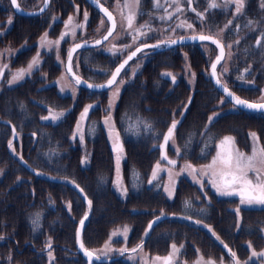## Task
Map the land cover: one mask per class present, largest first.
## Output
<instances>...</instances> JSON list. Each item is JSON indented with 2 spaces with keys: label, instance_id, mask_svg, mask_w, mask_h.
Segmentation results:
<instances>
[{
  "label": "trees",
  "instance_id": "1",
  "mask_svg": "<svg viewBox=\"0 0 264 264\" xmlns=\"http://www.w3.org/2000/svg\"><path fill=\"white\" fill-rule=\"evenodd\" d=\"M180 52V49L139 52L124 69L126 73L132 71V77L120 95L114 122L124 149L122 173L127 190L125 197L118 195L112 186L113 154L101 125L105 90L82 88L72 109L56 123L45 121L42 117L48 108L66 107L72 99L67 94H60L54 84L45 91L39 90L34 87L38 80L30 77L29 84L28 81L22 84L18 94L34 93L37 103L30 104L21 98L4 99L5 104L0 107L2 115L10 119L22 134L19 135L21 147L13 151L9 141L15 143L18 137L13 140L9 128L0 123V237H3L0 239V264H47L50 261L43 255L42 248L49 238L55 257L51 264H87L81 255L69 249L75 246L77 223L86 212L88 217L82 232L86 247L99 246L110 229L122 225L133 227V241L145 218L141 211L150 207L149 201L157 194L156 185L149 187L147 184L150 168L160 158L157 146L180 108L182 96L187 95L179 87L170 85L171 77L161 75L172 72L176 79L184 78L180 73L184 64L179 67L177 63L186 59ZM185 53L187 58L189 55L194 57L190 51ZM135 60L139 61L133 67L136 70L131 67ZM52 62L53 81L58 64L53 58ZM118 62L117 55H109L99 46L85 47L78 52L79 73L89 81L104 80ZM260 62L264 61L260 59ZM197 69V80H209L208 75ZM210 88L212 90L208 91L200 86L195 95L215 97L218 91L212 85ZM9 93L12 98L15 96V92ZM86 100L96 101V104H92L84 122L83 136L90 155L89 162L83 166L80 163L82 149L71 140V133L77 112ZM216 104V101H198L196 105L199 109L187 112V126H184L187 132L183 137L191 144L201 145L195 151L193 148L184 149L183 157L209 156L214 142L227 135L220 133L219 128L233 126L238 120L236 117L219 120L209 129L210 140L202 139L206 137L203 134L197 141L203 117ZM21 157L37 171L36 174L22 165ZM52 176L59 180H51ZM71 182L79 185L87 199L92 201L90 210L88 203L70 185ZM37 214L38 226L32 223ZM63 245L67 248L62 249ZM114 262L136 264L126 261L124 255L110 264Z\"/></svg>",
  "mask_w": 264,
  "mask_h": 264
},
{
  "label": "flooded vegetation",
  "instance_id": "2",
  "mask_svg": "<svg viewBox=\"0 0 264 264\" xmlns=\"http://www.w3.org/2000/svg\"><path fill=\"white\" fill-rule=\"evenodd\" d=\"M51 1L52 0L48 1L47 7L39 14H21L15 11L11 0L0 1V107L2 104H5L4 99L7 97L9 100L21 98L30 104L37 103L38 99L34 93H25L21 96L18 94L20 92L19 87L25 84L30 77L38 80L37 84H34V87L39 90L44 89L45 91L53 84L52 71L54 69V63L52 62V45L45 44L41 46V37L47 32L48 40L55 41L60 38L61 33L67 31L64 27L65 22L63 19L68 14L69 6L67 5L70 0H55V5L53 4L54 8L52 6L53 9L51 8ZM162 1L163 0H159V5L163 4ZM184 1H187L185 6L193 12L192 9L196 10L197 7L204 6L207 0H192L191 4L188 3V0ZM17 2L24 10L31 11L40 8L44 0L38 8L30 7L27 3L20 2L19 0H17ZM84 2L90 6V12L93 11L97 13L98 11L105 17L103 13L91 6L86 0H84ZM150 4L152 5V0H143L140 5L143 7L142 10L147 12L152 9ZM103 5L105 4L103 3ZM262 5H264V0H244V8L240 14L235 12L234 4L229 3V5L226 6L222 5L225 8L230 7L229 10H231V14L235 13L232 23L229 24L225 30V36L232 40L239 37V44L234 48V57L232 58L234 62L233 69L237 79L235 80L234 77L232 79L227 78V81L224 79L221 80L223 84L227 85L231 92L235 93V95L239 96L241 99L256 103L264 102V100L258 99L260 98L259 91L264 87V62H260V59L264 61V40H262L260 45L256 43V41L261 39L262 35H264V7H262ZM106 7L112 12L108 6ZM52 12H58V18L53 19L54 13ZM220 13H222L221 9L216 10V14L219 15ZM9 19H11V23L8 22ZM202 19L204 20L203 23L206 29L210 31L212 30L210 28L216 26V20L219 18L212 13H204ZM249 21H253V24L249 25ZM201 25L203 24L201 23ZM195 34H209L217 37L211 32L179 34L178 37ZM66 37L67 36L60 41L59 45L55 44L56 50L66 49V46H64ZM84 40L90 39L81 38L77 41ZM162 40H170V38L159 39L158 41ZM158 41L156 40L155 42ZM206 43H208L212 49H217L214 44L207 41H189L172 47H164V45H161L160 47H149L144 50L145 52L154 53L163 50L180 49L183 52L190 51V53L193 54L202 48L201 45ZM189 47L193 50L189 49ZM81 49L76 51V53ZM37 53H39L40 63L33 68L31 73L26 74L23 79L9 84L8 81L12 79V75L20 68H27L28 63L33 57L37 56ZM225 55L226 47L222 60H224ZM5 65L7 67H5ZM127 66L128 65H126L125 68ZM245 69H247V71H245ZM58 70L59 67L54 79L58 74ZM241 76L243 80L239 79ZM208 77L209 80H197L193 78L188 80V84L187 81L183 79H176L175 82L171 80L170 85L172 87H179L180 90L186 92L185 94L187 95L184 94L185 96H182V104L164 133V135L167 134L168 128L171 126L172 122L174 120L177 121V126L174 130V143L170 144L169 142L162 149L160 145L164 143L163 135L162 140L157 146L160 152V158L154 161L150 168L147 184L149 187L156 185L157 194L154 199L149 201L150 207H146L141 211L145 216L141 229L139 233L135 235L133 241V232H130L127 244L132 245V242L134 244L138 242V246L143 242V246L140 248L143 252H146L147 255H156L159 257L168 256L169 253L172 252L173 244L178 248L180 245H183L176 254L175 264H196L201 257H203L204 261L211 259L215 261V264H221V258L223 259V264H235L229 249L236 253L241 264L245 261H247L248 264H264V258L259 256L252 257V259L249 260L253 250L257 253L264 250V206L240 205L238 196L220 195L213 187L209 177L207 175H200L199 172L196 174V180L193 179L192 175L186 172L175 175V173L180 172L181 164L191 163L194 167H197L198 165H204L210 160V155L206 158L183 157L182 151L184 149L193 148L195 151L201 145L199 143L191 144L183 137L187 132L184 128V126H187V112L192 109H199L196 105L198 101L199 103L205 100L209 102L216 101L218 103V100L222 97L226 103H231L235 106V104L215 86L210 78V73ZM211 85L218 91L215 97L211 95H195L196 91H200L198 87L203 86L209 91L212 90L210 88ZM250 89L253 91H247ZM9 91L15 92L13 98ZM34 91L35 89H33V92ZM190 98L191 102L189 103ZM211 108L214 109H211L208 112L209 114L203 117L204 120L202 121L201 129L198 130L199 136L197 141L203 134H206V137L204 136L205 138L202 137V139L210 140L211 132L209 129L214 123L228 117H236L238 120L233 126H221V128H219L220 133H226L234 137L235 146H239L241 149L244 145L243 136H246L247 142V138L250 134L249 131L255 132L256 134L264 131V111L247 110L240 106H235V109L231 110L218 111L220 107H218L217 104L215 107L211 106ZM2 111L3 110L0 109V123L9 128V132H11L12 136L13 128L15 129L16 135L13 136V140H16L18 137L16 140L17 142L14 143L15 149H17L21 147L19 135L22 133L18 131L17 127L10 119L2 115ZM212 113L217 115L209 122V117ZM219 141L220 140L214 142L211 153L214 152L215 149H218L217 145ZM251 144L255 145V147L257 145L254 143ZM258 144L259 146H264V143L259 142ZM176 149H179V152H177ZM162 154H166L168 159H162ZM172 159L176 160L177 163L175 165L168 164V160ZM157 162L160 163V167L162 166L165 168L159 170L157 178L149 184L148 181L152 179V172ZM169 169L173 172L172 181H174V187L170 183ZM250 178L254 179V176L250 174ZM197 180H199L200 183H197ZM166 186L172 191L171 197L165 191ZM186 201L188 202L187 206L185 203ZM237 207L240 208L238 215L235 211ZM162 212L164 215H161ZM159 216L164 217L155 222L151 229H148L150 221ZM197 221H199V223H197ZM131 229H133V227ZM146 230H148L147 234H145ZM213 233H215V235H213ZM217 237H219V239H217ZM225 245H227V248ZM249 245H251V247H249ZM137 246L134 248H137ZM61 248L66 249L67 247L63 245Z\"/></svg>",
  "mask_w": 264,
  "mask_h": 264
},
{
  "label": "rangeland",
  "instance_id": "3",
  "mask_svg": "<svg viewBox=\"0 0 264 264\" xmlns=\"http://www.w3.org/2000/svg\"><path fill=\"white\" fill-rule=\"evenodd\" d=\"M19 1L27 3L30 7H36V8L40 7L42 2H43V0H19ZM100 1H102L106 6H108L112 10L114 17H115V21H116V28H115V31L113 32V34L102 45L99 46V49H101V51H103L109 55H117V58L120 61L128 53H130L135 47L144 45L146 43H151V42L154 43L156 40L158 41L159 39L161 40L164 38L165 39L170 38V40H172L173 38L178 37L179 34L184 35V34L193 33V32H200V33H206V32L210 33L211 32L213 35L217 36L226 47L225 58L217 66V73H218L219 78L222 80L224 79L226 81H227V78L232 79L235 77V80L237 79L236 73L233 69L234 62L232 61V58L234 57V48L237 47L239 44L238 43L239 37L232 40V39H229L225 36V30L229 26L228 22L229 21L232 22L234 19V16H235V13L231 14V12H230L231 10H229L230 7L225 8L222 6V5H225V1L215 0L216 3L221 5V7L220 8H214V9H208V4H209L210 0H207L206 4L204 6L197 7L196 10L193 12L190 11L187 8V6H185V3L187 1L185 2L184 0H179V5H177L175 0H163L162 1L163 4L159 5V7L154 6L155 2L152 0V5L150 4L152 9L150 11H147V12H144L142 10L143 7L140 5L143 0H140L139 5H137L135 3V0H100ZM51 2H52L51 8H52V6L54 8L55 0H52ZM126 3L130 4V7H125ZM227 5H229V4H227ZM67 6H69L68 7L69 11H68V14L64 17L63 21L66 22L68 20V17L72 16L73 17V24H84V27H82V28L77 27L75 29V35H73L72 31L70 30L71 25L69 26V29H67V31H66L68 34L66 35L67 36L66 37V43L64 45V46H66L65 50H59V49L56 50L55 44H52L53 61L55 63H57L58 67H59L58 74H57L56 78L52 81V83L57 87V91L60 94L69 95L72 99V102L66 107H63V108H52V107H50V108H48V110L49 109H54L55 111L64 110V115H66L72 109L73 105L75 104L74 102H75L76 98L78 97V95L82 89L79 85H77L71 79V77L68 75V73L66 72V70L64 68L65 59L67 57L70 46L73 45L75 42H77V40H79L81 38L90 39L88 41L94 40V39L102 36L108 28L107 19L104 16H102V14H100L96 9L95 10L97 11V13H94L93 11L90 12V8H89L90 6L87 3H85L84 0H70L69 4ZM177 6H179L181 8V11H179V12L176 11ZM206 9H207V12H206ZM219 9L222 10V13H220L218 15V14H216V10H219ZM144 10H145V8H144ZM85 12L88 13L87 21L84 20V13ZM52 13H54V12H52ZM132 13H135V19L133 21L132 28L129 29L128 24H127V17H128V15H130ZM168 13H172L171 18L167 17ZM197 13H205V14L206 13L207 14L212 13L214 16H218L219 19L216 20L217 21L215 23L216 26L213 28H210L212 30L208 31L206 29L204 23H203L204 20L201 17H199L197 15ZM160 17H165V19H160ZM52 18L53 19L58 18V12L57 13L55 12ZM102 20L104 22L103 25H101ZM182 21H186L187 23L192 24L194 27L193 28H188L186 26L185 27H178L177 25H179ZM219 22H222V23H219ZM201 23L203 25H201ZM142 25H146V26L141 27ZM225 25H228V26L225 28ZM64 27H65V24H64ZM136 29H139L141 32L146 33V34L145 35H138V33L136 32ZM222 29H223V31H221ZM134 37H138V38H136L134 41V39H133ZM52 41H54V40H52ZM113 45H115L116 48L118 49L115 52V54L113 52L109 51V49H111L113 47ZM125 45H128V47H124ZM227 45H231V48H228ZM201 47L202 48L197 50V52L193 53L194 57H193V55H189V58H187L185 61L180 60V61H182V63H180V62L177 63V64H179V67H180V65L184 64L183 69L181 70L180 73L184 77L183 80L187 81V84H188V80H191V79L196 77L197 67L200 70V72L203 73V75H205V76L208 75L210 65L218 54L217 49L216 50L212 49V47L208 43L201 45ZM144 52H145V50L140 51L141 54ZM180 53H182L184 56L186 55V53L183 51H181ZM77 58H78V53H76L74 58H73L72 66H73L74 70L82 78H84L79 73V69L77 66ZM190 59H193V60H191L192 65L190 64ZM144 60H145V58H144ZM137 62H139V61L135 60L134 63L131 64V67L133 68L135 65H137ZM141 62H144V61H141ZM195 63H196V65H195ZM225 68L228 69L227 72H224ZM131 72L126 73L123 70V72L117 78V83L115 85H113L111 88H107L105 90V101L102 103L103 110H102V116H101V125L103 127V131H104L106 140H107L109 147L112 151L113 162H114V173H113L112 186H113V189L116 191V193L118 195H120L121 197H125V195L127 193L125 191H122V189H126L124 179H123V173H122V160L124 158V149H123L122 153H118V152L114 151V149H113V143L115 142V134L118 133L117 127H116L115 122H114V112H115L116 107L119 103V98H120V95L123 91L125 84L129 80V78L132 77V76H130ZM110 73L107 75V77L104 80H106L109 77ZM192 73H195V77L192 76ZM104 80H102V81H104ZM120 80H123L124 83L120 84L119 83ZM102 81H100V82H102ZM117 88L119 89V94L114 95ZM62 89H63V91H62ZM247 91H253V90L250 89ZM259 92H260V96H259L260 98H258V99H261L262 97H264V87L261 88V91H259ZM110 100L113 101L111 108H109ZM222 100L224 101L223 97L218 100L217 106L220 107V109L218 111L235 109V106L231 103H226V101L221 103ZM94 103L96 104V101L90 102L89 100H86L83 103V105L81 106V108L77 112V115H76V118H75V121L73 124V128H72V133H71V140L74 143L79 144L81 149H82V155L80 158V163L83 166H85L89 162L90 152L85 147L84 139H83V142H81L80 134L77 133L75 138H73V134L76 132L77 122L80 120L81 113L83 112L85 106L92 105V104L94 105ZM48 110H47V113L45 114L44 117L49 115ZM109 113L111 114L110 124H114V129H113V133H112L111 138L109 135V125L104 124V118L106 116H108ZM213 114L214 113H212L210 115V117H212ZM64 115L60 119L55 120V121H53L51 119H47V120L44 119V120L51 122V123H56V122L62 120ZM85 119L81 122L82 131H83ZM249 132L252 133L251 131H249ZM257 137L259 139L254 140L253 137L249 134V137L247 138V142H246V136H243V144H244L243 148L241 149L239 146H235V147L237 149H239L241 152H244V153L250 155L253 147H255V145H253L251 143L257 144L256 145L257 148L262 147V146H259L258 143L259 142L264 143V131L259 132L257 134ZM12 138H13V136H12ZM169 142H170V144L173 143L172 140H170ZM119 144L122 145L120 135H119ZM12 145H13V147L11 149H13V148L15 149L14 143H12ZM172 146H173V144H172ZM122 147H123V145H122ZM217 151H218V149H215V151L210 154V157H209L210 160L207 163H205L204 165H207L211 162L212 158L216 155ZM117 155L121 156L120 163H119V171H117V163H116ZM85 158H86V162L82 163V161H85ZM184 165L185 164H181L180 169L183 168ZM201 166H203V165H201ZM201 166L198 165L196 168L200 169ZM160 168L162 170L165 167L161 166ZM183 173H185V172H183ZM186 173H188V172H186ZM207 176L209 177L210 180L213 179V177L211 175H207ZM77 225H78V223H77ZM124 226L125 225L115 226L112 229H110L109 234L104 238V240L99 244V246H93L90 248H88L86 246L85 247L90 249L91 251H94L96 253V255L99 257H115V259H116V258H119L120 256L124 255V259L126 261L133 262L136 264H163V260H156L155 259L157 257L156 255H149V254L147 255L146 252H143L142 249H140V248H137L136 252H132L131 249H133L135 246H137L138 242L135 244L132 242V245L127 244V239H128L129 234L131 232V228H130L131 226L129 227L128 225H126L129 229L126 236L123 233ZM116 230H120L119 233L115 236L112 235V233ZM48 241L49 240L44 242L42 249L45 252L43 255L48 259V261H50L47 264H51L52 261H54V259H55L54 248L51 247L50 249H46V245L48 244ZM106 244L108 245L107 248L105 247ZM75 248H76V246H74V248H69V249L71 250V249H75ZM121 249H128V251L121 252L120 251ZM49 251H51V254H52L51 257L49 256ZM72 252L75 254H79L75 251H72ZM8 259H9V257H8ZM115 259H113V260H115ZM110 262L111 261L106 262V263H99V264H110ZM113 264H116V263L114 262Z\"/></svg>",
  "mask_w": 264,
  "mask_h": 264
},
{
  "label": "snow or ice",
  "instance_id": "4",
  "mask_svg": "<svg viewBox=\"0 0 264 264\" xmlns=\"http://www.w3.org/2000/svg\"><path fill=\"white\" fill-rule=\"evenodd\" d=\"M45 2H47V0H45ZM140 0H135V3L137 5H139ZM155 5L157 7H159V0H154ZM175 2L177 3V5H179V0H175ZM192 0H188V3L191 4ZM11 3L13 5L14 8L19 10V4L17 2V0H11ZM229 3H232L235 5V12L237 14H240L244 8V0H225V6ZM102 7V6H101ZM125 7H130V4L126 3ZM221 5L216 3L215 0H210L209 4H208V9H214V8H220ZM262 7H264V5H262ZM102 10L104 11V13L106 14L108 20L112 21V27H110L108 29V34L106 36L103 37L104 40H107L109 38V36H111L113 34V31L116 27V22L113 18V15L111 12H109V10L107 8H102ZM193 11H195V9H192ZM176 11L179 12L181 11V8L179 6H177ZM207 11V9H206ZM197 15L201 18H203L204 13H197ZM172 13H168L167 17L171 18ZM88 19V13L85 12L84 13V20L87 21ZM135 19V13H132L130 15H128L127 17V24H128V28L131 29L133 26V21ZM160 19H165V17H160ZM9 23H11V19H9L8 21ZM103 20L101 21V25H103ZM229 24H231L232 22L229 21ZM249 25L253 24V21H249L248 22ZM71 25V31L72 34L75 35V29L77 27H84V24H73V17L69 16L68 20L65 22V28L69 29V26ZM146 25H142L141 27H145ZM178 27H188V28H193L194 26L190 23H187L186 21H182L179 25H177ZM228 25H225V28ZM239 27V26H237ZM223 31V29L221 30ZM136 32L138 33V35H145L146 33L141 32L139 29H136ZM67 32H63L61 33V36L59 39L55 40V41H51L48 40L47 36V32H45L43 34V36L41 37V46H44L45 44L47 45H52V44H56L59 45L60 40L64 39V37L67 35ZM138 37H134V41L135 39ZM184 37H181L180 40H183ZM191 39H199L200 41H209L211 40L213 43L217 44V46L220 48V54L217 55L216 60L214 63H212L211 65V75L216 78V84L218 86H221L223 88L224 93L226 94L227 97L231 98V101H234L235 106H242L245 107L247 109H252V110H264V103H256V102H249L247 100L241 99L239 96L235 95V93L231 92L230 89L227 87L226 84H223L222 80L218 77L217 75V64L220 63V61L223 59L224 54H225V46L223 44H221V42L217 39H215L213 36L211 35H204V34H199L198 36H192ZM262 40H264V35H262L261 39H258L256 41L257 45H260L262 43ZM87 43V42H85ZM95 43L97 45L101 44L100 40L95 41ZM178 43V40H166V41H160L158 42L156 45H143L144 48L147 47H160L161 45L164 44H176ZM82 47L81 44H75L73 48L69 49L68 52V65H67V71L69 73L72 72V64H71V60H72V54L73 52L76 51V49ZM124 47H128V45H125ZM228 48H231V45H227ZM118 49L116 48L115 45H113V47L111 49H109V51L113 52L115 54V52ZM142 51L141 47H137L136 50L134 52H132L127 59H125L123 61V63H121L116 69L115 71L112 72L111 74V78L109 80H107V82L105 84H97V85H93V84H87L86 81H82L80 77L75 76V74L73 73V75L75 76V82L76 84H80V83H86L87 87L89 88H104V87H108L111 88L113 85H115L117 83V78L120 75L121 71L125 68V66L128 64V61L131 60L136 53ZM185 59H187V56L185 55ZM40 63L39 61V53H37L36 57H33L32 60L28 63L27 68H20L18 69L13 75H12V79L10 81H8L9 84L15 83L21 79H23L25 77L26 74H30L31 71L33 70V68L35 66H37ZM5 67H7L5 65ZM139 67V66H138ZM228 69L225 68L224 72H227ZM245 71H247V69H245ZM161 75L163 76H168L171 77L172 81L175 82L176 77L175 75H173L171 72H164ZM192 76L195 77V73H192ZM239 79L243 80V77H239ZM120 84H123L124 81L120 80L119 81ZM63 91V89H62ZM119 94V89L117 88L116 92L114 93V95H118ZM262 100H264V97L261 98ZM191 102V98L189 99V103ZM224 101L222 100L221 103H223ZM112 103L113 101L110 100L109 102V108L112 107ZM93 105H87L85 106L83 112L81 113V117L80 120L77 122V128H76V132L73 134V138H75L76 134L79 133L80 134V140L81 142H83V131L81 128V122L87 117L88 111L90 108H92ZM49 115L46 117H42V119H51L53 121L60 119L63 115H64V110L61 111H55L54 109H49ZM217 114H213L212 117H209V122H211L214 118V116ZM111 122V114L109 113L108 116H106L104 118V124L105 125H109V135L110 138L112 137V133H113V129H114V124H110ZM177 126V121H173L171 126L168 128V132L167 134L164 135L163 140L164 143L162 145H160V147L163 149L170 140L173 141L174 143V130ZM145 127H151L150 125H145ZM250 135L253 137L254 140H258L259 138L257 137V134L255 132L250 133ZM9 147L12 148V141H9ZM218 151L216 153V155L212 158L211 162L207 165H203L201 166L200 169H197L196 167H194L191 163H186L184 165L183 168L180 169V172L175 173V175H179L182 172H188L190 175L193 176V179L196 180V174L199 172L200 175H211L213 177V179L211 180V183L213 185V187L216 189V191L220 194V195H224V196H233L236 195L239 197L240 200V205H246V206H253V205H260V206H264V146L262 147H253L252 152L250 155L241 152L239 149H237L235 147V139L234 137L230 136V135H225L222 137V139H220L218 145ZM113 149L114 151L118 152V153H122L123 152V147L122 145L119 144V133L115 134V142L113 143ZM13 151H15V149L13 148ZM177 152H179V149H176ZM22 159V157H21ZM120 159L121 156L117 155L116 158V163H117V171H119V163H120ZM162 159H168L166 154H162ZM86 162V158L85 161ZM177 162L176 160L172 159V160H168V164L170 165H175ZM161 170L160 168V163L157 162L155 168L153 169L152 172V179H150L148 181L149 184L152 183L153 180H155L157 178L158 175V171ZM39 174V173H38ZM250 174H252L254 176L253 178H250ZM172 176H173V172L171 170H169V179H170V183L173 185L174 187V181H172ZM19 179V178H17ZM75 183V182H73ZM197 183H200L199 180H197ZM77 188H79V185H76ZM122 191L126 192V189H122ZM165 191L168 193V195L171 197L172 196V191L169 190V188L166 186L165 187ZM80 192L83 193V189L80 188ZM87 198V197H85ZM186 206L188 205V202L186 201ZM92 206V201L88 200V207L89 210L91 209ZM71 207V205L69 204V208ZM236 213L237 215L239 214L240 208L237 207L236 208ZM161 215H164V213L162 212ZM88 217V213L86 212L84 215V218H82L80 220V225L81 228L83 227L85 220ZM157 219H160V217H157ZM38 221H39V214H37L36 218L32 221V223L34 225L38 226ZM153 222H150L148 225V229L152 228ZM197 223H199V221H197ZM128 227L125 225L123 228V233L126 236L127 232H128ZM120 230H116L112 233V235H117L119 233ZM146 230V233L147 234ZM213 235H215V233H213ZM80 236V231H77V237L79 238ZM0 239H3V237H0ZM217 239H219V237H217ZM143 246V242H141L140 245L137 246V248H142ZM47 248H51V239L49 238L48 244L46 245ZM105 247L107 248L108 245L106 244ZM183 245H180V247L178 248L175 244L172 245V252L169 253L168 256L166 257H159L157 256L155 259L156 260H163L164 264H175V258H176V254L180 251V248H182ZM225 247L227 248V245H225ZM249 247H251V245H249ZM80 248L84 251L85 256L88 257L89 262L92 261L93 258L95 259H99L100 257L96 255V253L94 251H91L89 249H87L84 246L83 241H80ZM137 248H133L131 249L132 252H136ZM110 250V249H109ZM121 252L124 251H128V249H121ZM229 252L233 258V261L235 262V264H241V261L237 258L236 253L232 252L229 249ZM51 251H49V256L51 257ZM262 257L264 258V250H262L261 252L257 253L255 250L252 251L251 256L249 257V260L252 259V257ZM196 264H215V261L209 259L207 261H204L203 257H201ZM221 264H223V259L221 258ZM243 264H248L247 261L243 262Z\"/></svg>",
  "mask_w": 264,
  "mask_h": 264
},
{
  "label": "water",
  "instance_id": "5",
  "mask_svg": "<svg viewBox=\"0 0 264 264\" xmlns=\"http://www.w3.org/2000/svg\"><path fill=\"white\" fill-rule=\"evenodd\" d=\"M48 1L49 0H47V2H45V0H44V3H43V5L40 7V8H38L37 10H31V11H27V10H24L21 6L19 7V10L18 9H16V8H14L15 9V11H17V12H19V13H21V14H39V13H41L42 11H44V9L47 7V4H48ZM89 4H91V6H93V7H95L96 9H98L101 13H103L104 15H105V17L107 18V16H106V14L104 13V11L102 10V8H107L105 5H103V3L101 2V1H99V0H86ZM102 6V7H101ZM108 9V8H107ZM109 10V9H108ZM109 12H111L110 10H109ZM112 13V12H111ZM112 15H113V13H112ZM113 18H114V20H115V17H114V15H113ZM107 21H108V28H107V30H106V32L102 35V36H100V37H98V38H96V39H94V40H91V41H88V40H84V41H77V42H75L73 45H71L70 46V48L69 49H71V48H73L74 47V45L75 44H81L82 45V47H80V48H78V49H76V51H78L79 49H81V48H84V47H95V46H99V45H101V44H103L106 40H104L103 39V37L104 36H106L107 34H108V29L110 28V27H112V21H110V20H108V18H107ZM116 22V21H115ZM116 28V27H115ZM114 31H115V29H114ZM113 31V32H114ZM199 34H195V35H187V36H181V37H184V39L183 40H180V38L181 37H176V38H174V39H172V40H178V43H176V44H171V45H169V44H164V47H172V46H174V45H178V44H180V43H186V42H189V41H200L199 39H191V37L192 36H198ZM204 35H209V34H204ZM212 36V35H211ZM110 37V36H109ZM214 37V36H213ZM215 39H217V40H219L217 37H214ZM97 40H100L101 41V44H99V45H97L96 43H95V41H97ZM162 41H166V40H162ZM220 41V40H219ZM85 42H87V43H85ZM158 42H160V41H158ZM158 42H154V43H146L147 45H156ZM207 42H210V43H212V44H214L216 47H217V49H218V54L217 55H219L220 54V48L217 46V44H215V43H213L211 40H209V41H207ZM221 42V41H220ZM222 44V43H221ZM145 45V44H144ZM137 47H141L142 48V50H144V49H146V48H144L143 47V45H141V46H137ZM137 47H135L130 53H128L122 60H120L118 63H117V65H115V67L113 68V70H112V72L113 71H115V69L121 64V63H123V61L125 60V59H127V57L132 53V52H134L135 50H136V48ZM147 48H149V47H147ZM76 51L75 52H73V54H72V60H71V64H72V61H73V57H74V54L76 53ZM69 52V51H68ZM139 53V52H138ZM138 53H136V55L138 54ZM135 55V56H136ZM134 56V57H135ZM134 57L132 58V59H134ZM217 57V56H216ZM131 59V60H132ZM131 60H129L128 61V63L131 61ZM215 60H216V58L212 61V63H214L215 62ZM212 63H211V65H212ZM67 65H68V54H67V57H66V59H65V64H64V67H65V70H66V72L68 73V75L71 77V79L75 82V76H78V77H80L81 78V80L82 81H86L87 82V84H93V85H97V84H105L106 82H107V80H109L110 78H111V74H112V72L110 73V75H109V77L106 79V80H104V81H102V82H92V81H89V80H87V79H85V78H82L75 70H74V68H73V66H72V72L71 73H69L68 71H67ZM211 65H210V70H209V73H210V78H211V80H212V82L215 84V86L222 92V93H224V91H223V88L221 87V86H218L217 84H216V78H214L212 75H211ZM217 66H218V64H217ZM217 70V69H216ZM122 72V71H121ZM73 73L75 74V76L73 75ZM217 75H218V73H217ZM119 77V76H118ZM76 83V82H75ZM87 84L86 83H80V84H77V85H79L80 87H83V88H86V89H90V90H96V91H101V90H106L108 87H104V88H96V87H93V88H89V87H87ZM225 94V93H224ZM226 95V94H225ZM230 100H231V98L230 97H228ZM233 103H234V101H232ZM261 103H264V102H261ZM240 107H242V106H240ZM244 109H247V108H245V107H243ZM247 110H252V109H247ZM257 111H264V110H257ZM16 135V131H15V129L13 128V136H15ZM20 162L22 163V165L28 170V171H30V172H32V173H34V174H36L37 173V171L36 170H34L33 168H32V166L24 159V158H22V159H20ZM50 179L51 180H59L58 178H56V177H50ZM70 185L72 186V187H74L79 193H80V195L83 197V199L85 200V202L86 203H88V199L87 198H85L86 197V195H85V193L83 192V193H81L80 192V187L79 188H77L76 187V184L75 183H73V182H71L70 183ZM160 217V219L162 218V217H164V216H159ZM159 219H157V217H155V218H153L150 222H153L154 221V223L155 222H157ZM153 223V224H154ZM83 227H84V225H83ZM83 227L81 228V225H80V222H79V224H78V227H77V230H76V240H75V246H76V248L75 249H71L72 251H75V252H77V253H79L85 260H86V262L88 263V264H93V263H106V262H109V261H112L113 259H115V257H100L99 259H95V258H93L92 259V261L91 262H89V259H88V257L87 256H85V254H84V251L80 248V241L82 240V232H83ZM80 231V236H79V238L77 237V231ZM85 246V245H84ZM46 249H49V248H47L46 247ZM88 249V248H87ZM90 250V249H89Z\"/></svg>",
  "mask_w": 264,
  "mask_h": 264
}]
</instances>
